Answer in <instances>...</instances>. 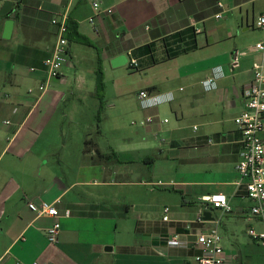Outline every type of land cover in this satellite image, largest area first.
Returning a JSON list of instances; mask_svg holds the SVG:
<instances>
[{
	"label": "crops",
	"instance_id": "crops-1",
	"mask_svg": "<svg viewBox=\"0 0 264 264\" xmlns=\"http://www.w3.org/2000/svg\"><path fill=\"white\" fill-rule=\"evenodd\" d=\"M5 3L12 9L0 16V264H197V234L214 227L228 264H264L263 248L247 233L263 232L264 223L250 215L253 202L236 186L242 135L235 124L264 32L247 44L241 36L264 13V0H0V11ZM62 15L66 63L43 95L30 96L46 78L43 61L56 41L51 20ZM7 19L14 21L9 40ZM189 54L197 63L180 61ZM122 56L126 64H113ZM132 60L137 72L154 75L143 91L172 94L173 102L142 111L137 93L106 96L105 83L98 98V66L105 82L108 74L135 71ZM220 68L217 89L204 92L201 83ZM104 103L155 122L136 142L86 154L95 130L89 121ZM76 108L88 120L72 117ZM96 151L116 158L98 161ZM213 194L225 195L232 212L202 205ZM42 202L54 203L60 217L29 207ZM57 220L59 239L50 244L45 231ZM175 235L192 246L169 247Z\"/></svg>",
	"mask_w": 264,
	"mask_h": 264
},
{
	"label": "built area",
	"instance_id": "built-area-1",
	"mask_svg": "<svg viewBox=\"0 0 264 264\" xmlns=\"http://www.w3.org/2000/svg\"><path fill=\"white\" fill-rule=\"evenodd\" d=\"M93 6L95 10L100 8L99 3H94ZM218 6L220 9L223 8L222 4H218ZM106 12L111 13V10ZM222 17L221 13L216 15L217 19ZM89 21L91 25H94V18H90ZM51 24L55 27L56 41L50 55L43 61L46 78L37 88L28 89L27 94L30 96L40 97L43 95L47 91L51 80L60 77L61 70L66 63L69 47V41L66 38V16L54 17L51 20ZM253 25L264 32V13L254 21ZM255 48L261 52L262 57L252 65L253 78L243 90L245 109L235 118V124L242 135L239 160L236 165V173L238 175L236 186H243L247 198L253 202L250 215L264 223V140L262 138L264 133V41L258 43ZM234 62L237 64V60ZM130 66L134 69L137 68V62L132 60ZM31 70L35 71V69ZM221 70L220 68L214 71L210 78L201 83L204 92H213L217 89L216 80L223 76ZM137 99L139 108L142 111H146L169 104L173 102L174 97L172 94L158 95L148 91H140L137 94ZM154 122V116H147L145 119L138 121V123H133V125L138 124L141 127H146ZM167 122V120H163V123ZM6 124H9V122L7 121ZM194 130H197V127H194ZM212 142L211 139L208 140L209 144H212ZM158 185H161V183ZM201 203L206 208L220 210L223 214L232 212V207L227 197L222 194L203 197L201 198ZM29 207L38 212L39 216L46 215L53 219L60 217V213L54 203L42 202L38 206L30 203ZM163 211L165 214L163 219L167 221L169 209L164 208ZM64 215L69 217L70 211L67 210ZM60 230L61 225L58 220L46 229V237L50 244L58 242ZM247 233L264 250V231L256 232L253 228H249ZM166 242L169 247L174 248H189L192 246L178 235L170 237ZM221 242L222 238L217 227L199 232L194 242V246L199 249V254L194 258L195 262L197 264H228ZM33 264L39 263L34 262Z\"/></svg>",
	"mask_w": 264,
	"mask_h": 264
},
{
	"label": "rangeland",
	"instance_id": "rangeland-1",
	"mask_svg": "<svg viewBox=\"0 0 264 264\" xmlns=\"http://www.w3.org/2000/svg\"><path fill=\"white\" fill-rule=\"evenodd\" d=\"M240 31L241 29L239 30V32ZM260 34H263V32L254 27L253 29H250V31L246 32V34L241 36V42H243L244 44L252 43L259 37ZM180 61H183L184 63H186V65L190 66L197 63V58L195 54H189L187 56H183ZM153 78L154 75L152 72L139 73L136 70L132 71L128 68L123 70V72H121L119 75L108 74L104 82L107 88L105 95L116 97L121 92V90H130L132 93L138 94L141 90L143 91L149 83L152 82ZM84 111L85 109L83 108H76L77 113L72 117H76L81 119L82 121H86L88 120V115L86 116L84 114ZM133 112V108H123L118 105L116 108L110 109L105 104L101 111V114L98 117L97 115L94 116L93 119L91 116V121H89L91 122V124H93L92 128L95 129L92 132V135L89 137V140H87L91 143L89 148L98 150L100 149L104 152L109 153L108 146H120L121 144H125V142L131 144L132 142H136L137 139L140 140L143 135L142 129H144V127L141 128V126H139L138 124L133 125V123H138V119H135V117L133 116ZM167 115V118L170 121H172L173 123L176 122L174 115L171 114L170 111ZM68 126V122H65V127ZM159 137L161 139L164 138V136L162 135H160ZM129 179L136 180V174L129 175ZM158 189L160 190V188ZM173 196L176 200H180L181 198V195L179 193H175Z\"/></svg>",
	"mask_w": 264,
	"mask_h": 264
},
{
	"label": "trees",
	"instance_id": "trees-1",
	"mask_svg": "<svg viewBox=\"0 0 264 264\" xmlns=\"http://www.w3.org/2000/svg\"><path fill=\"white\" fill-rule=\"evenodd\" d=\"M85 45H89V43H87L85 41ZM131 68V67H130ZM136 70V69H135ZM96 86H97V96L99 99H101V93L104 90V76H103V71L101 66H98V69L96 71ZM90 142L86 141L84 144V153L88 154V152L91 151L92 148L90 147ZM116 158V154L115 153H110V154H101L99 151H96V159L99 160H111V159H115Z\"/></svg>",
	"mask_w": 264,
	"mask_h": 264
},
{
	"label": "water",
	"instance_id": "water-1",
	"mask_svg": "<svg viewBox=\"0 0 264 264\" xmlns=\"http://www.w3.org/2000/svg\"><path fill=\"white\" fill-rule=\"evenodd\" d=\"M12 9V4L11 3H5L0 11V16H8L10 11ZM13 27H14V21L12 19H7L5 24H4V31H3V39L5 40H9L11 38L12 35V31H13ZM116 63H121V64H126L127 63V59L125 56L119 57L116 62H113V64ZM210 215V213L205 212L203 214V216L206 218ZM12 263V260L10 261V259L4 263V264H10Z\"/></svg>",
	"mask_w": 264,
	"mask_h": 264
}]
</instances>
